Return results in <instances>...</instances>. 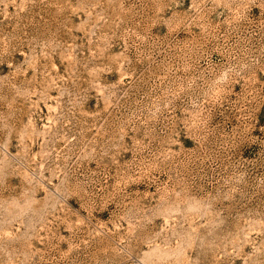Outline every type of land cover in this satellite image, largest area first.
Instances as JSON below:
<instances>
[{
    "label": "rangeland",
    "instance_id": "obj_1",
    "mask_svg": "<svg viewBox=\"0 0 264 264\" xmlns=\"http://www.w3.org/2000/svg\"><path fill=\"white\" fill-rule=\"evenodd\" d=\"M0 264H264V0H0Z\"/></svg>",
    "mask_w": 264,
    "mask_h": 264
}]
</instances>
